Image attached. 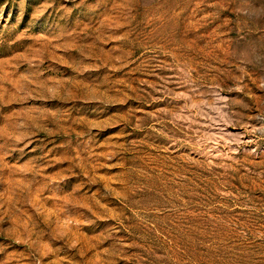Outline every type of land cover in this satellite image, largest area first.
<instances>
[{"label":"rangeland","instance_id":"rangeland-1","mask_svg":"<svg viewBox=\"0 0 264 264\" xmlns=\"http://www.w3.org/2000/svg\"><path fill=\"white\" fill-rule=\"evenodd\" d=\"M0 264H264V0H0Z\"/></svg>","mask_w":264,"mask_h":264}]
</instances>
